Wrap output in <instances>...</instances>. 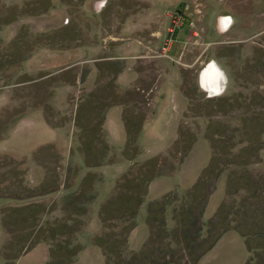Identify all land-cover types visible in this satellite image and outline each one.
<instances>
[{
	"label": "rangeland",
	"instance_id": "1",
	"mask_svg": "<svg viewBox=\"0 0 264 264\" xmlns=\"http://www.w3.org/2000/svg\"><path fill=\"white\" fill-rule=\"evenodd\" d=\"M263 204L264 0H0V264H262Z\"/></svg>",
	"mask_w": 264,
	"mask_h": 264
},
{
	"label": "clouds",
	"instance_id": "2",
	"mask_svg": "<svg viewBox=\"0 0 264 264\" xmlns=\"http://www.w3.org/2000/svg\"><path fill=\"white\" fill-rule=\"evenodd\" d=\"M225 19L230 23V18ZM227 27L228 23L226 26L224 25V29L226 30ZM226 79L224 70L215 61H212L201 73L200 86L210 97L220 96L225 92V87L221 86V81H226Z\"/></svg>",
	"mask_w": 264,
	"mask_h": 264
},
{
	"label": "trees",
	"instance_id": "3",
	"mask_svg": "<svg viewBox=\"0 0 264 264\" xmlns=\"http://www.w3.org/2000/svg\"><path fill=\"white\" fill-rule=\"evenodd\" d=\"M216 242H217V240L210 245V247L207 249V251L212 249L214 247V245L216 244ZM249 249L252 251L250 245H249ZM206 252H204V253H202L200 255H195V254H193V251L189 250V256H190L189 259H190L191 263L192 264H196ZM178 258L179 257L176 254H174L173 252H171V250H170V253L167 254V256L165 255V258H164V260H163V262L161 264L179 263L180 260ZM249 264H253V260L252 259L249 260ZM262 264H264V256H263V259H262Z\"/></svg>",
	"mask_w": 264,
	"mask_h": 264
},
{
	"label": "snow or ice",
	"instance_id": "4",
	"mask_svg": "<svg viewBox=\"0 0 264 264\" xmlns=\"http://www.w3.org/2000/svg\"><path fill=\"white\" fill-rule=\"evenodd\" d=\"M225 26H226V24H225Z\"/></svg>",
	"mask_w": 264,
	"mask_h": 264
}]
</instances>
